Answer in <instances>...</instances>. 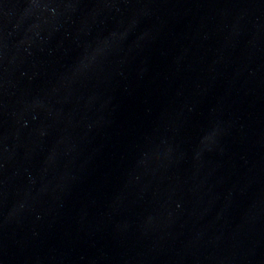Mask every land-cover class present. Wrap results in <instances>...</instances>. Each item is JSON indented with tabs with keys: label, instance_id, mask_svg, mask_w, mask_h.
<instances>
[{
	"label": "water",
	"instance_id": "1",
	"mask_svg": "<svg viewBox=\"0 0 264 264\" xmlns=\"http://www.w3.org/2000/svg\"><path fill=\"white\" fill-rule=\"evenodd\" d=\"M0 264H264V0H0Z\"/></svg>",
	"mask_w": 264,
	"mask_h": 264
}]
</instances>
